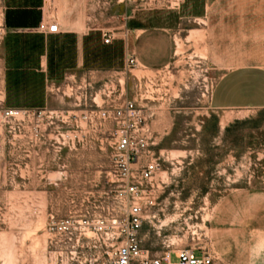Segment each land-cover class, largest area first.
<instances>
[{"label":"rangeland","instance_id":"obj_1","mask_svg":"<svg viewBox=\"0 0 264 264\" xmlns=\"http://www.w3.org/2000/svg\"><path fill=\"white\" fill-rule=\"evenodd\" d=\"M79 1L85 28H106L122 10L144 8L152 28L173 26L154 43L166 50L165 63L129 68L119 85L100 74L68 78L45 108L11 117L3 116L0 98V264H50L47 217L99 211L93 206L111 169L112 126L74 121L123 100L140 111L149 150L161 163L139 232L142 248L155 257L169 253L171 261L173 252L191 250L224 264L214 243L231 251L240 231L225 203L236 189L264 188V110L209 109L219 71L205 60L201 34L186 38L188 29L201 27L180 18L179 0Z\"/></svg>","mask_w":264,"mask_h":264},{"label":"crops","instance_id":"obj_2","mask_svg":"<svg viewBox=\"0 0 264 264\" xmlns=\"http://www.w3.org/2000/svg\"><path fill=\"white\" fill-rule=\"evenodd\" d=\"M179 1L185 13L180 18L201 27L188 29L186 38L200 33L205 60L219 71L208 94L209 109L263 111L264 0ZM42 4L0 0V98L5 110L43 109L53 99V89L68 78L80 81L83 74L121 82L128 55L142 68L165 63L166 50L154 43L166 40L164 33L173 26L152 28L145 8L122 10L110 17V26L93 29L80 22L79 0H57L59 32L41 34L36 27L45 14ZM104 32L111 37L107 45L102 43ZM155 60L160 63L153 65ZM230 196L223 210L234 213L240 231L231 251L224 253L214 243L215 255L224 264H264V188H240Z\"/></svg>","mask_w":264,"mask_h":264},{"label":"built area","instance_id":"obj_3","mask_svg":"<svg viewBox=\"0 0 264 264\" xmlns=\"http://www.w3.org/2000/svg\"><path fill=\"white\" fill-rule=\"evenodd\" d=\"M57 0H43L44 15L36 27L41 34H57ZM2 28L0 26V40ZM102 43L111 41L102 33ZM136 66L135 59L125 58L124 70ZM117 84L120 81L117 80ZM20 111L3 110L5 117ZM52 113H48L51 118ZM90 127L112 126L111 169L102 176L105 186L98 192L101 202L92 213L68 215L55 219L49 215L45 232L50 264H211L208 256H198L191 250L152 256L141 246L139 232L147 210L153 205L152 184L161 170V163L149 150V133L140 111L131 101H121L109 108H97L78 116ZM99 123V124H97ZM52 123L48 122L47 127Z\"/></svg>","mask_w":264,"mask_h":264}]
</instances>
